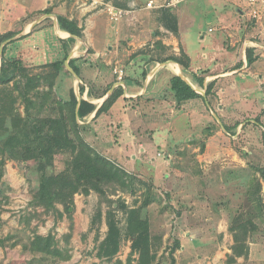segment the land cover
<instances>
[{"label":"rangeland","instance_id":"1","mask_svg":"<svg viewBox=\"0 0 264 264\" xmlns=\"http://www.w3.org/2000/svg\"><path fill=\"white\" fill-rule=\"evenodd\" d=\"M29 1L0 0L2 15L14 8L19 16L12 32L30 28L44 16L37 11L24 13ZM56 1L86 7L88 12L102 10L109 23L124 19L131 27L137 23L152 31L159 25L167 28L177 25L176 12L189 0H102L104 4L96 7H89L87 0ZM150 1L151 7L147 6ZM193 1L198 5L186 14L201 21V27H193L192 34L213 27L214 32L222 30L225 49L243 58L250 69H264V6L258 5L260 13L255 18L245 0ZM105 4L123 10V16L112 20ZM45 20L48 22L47 18L37 21L34 28ZM222 25L226 29H221ZM15 40L4 45L0 59L20 58L24 65L22 54L16 55L15 48L9 53L12 52L9 43ZM5 41L0 40V45ZM145 49L151 50L148 44ZM247 50H252L250 64ZM26 68L25 75L38 76L35 85L26 86V76L19 73L7 82H0V264H139L138 253L131 252L127 231L128 213L135 208L140 209L137 217L147 219L153 264H170L171 255L176 264H264V108L250 120L243 115L240 120L244 124L239 131L235 126L228 127L230 136L223 135L219 148H211L208 158L202 155L201 141L187 142L184 137L177 143L162 142L151 154L141 155L138 143L135 147L118 144L114 134L118 133L119 125L107 123L94 129L91 123L84 124L86 127L80 130L84 140L133 179L128 186L101 181L98 183L101 191L75 193L74 210L67 213L61 202H56L55 209H47L35 201L41 173L33 156L39 141L34 124L41 126L48 118L60 117L69 93L58 88L57 78L51 77L54 74L51 66ZM71 74L68 68H62L57 77L68 79ZM77 83L87 86L96 96L109 87H96L82 77ZM64 84L63 81L61 85ZM209 104L218 107L212 95ZM207 111L211 116L216 113L214 109ZM177 120L186 132V121ZM198 128L202 134L209 129L205 126L201 129V125ZM112 147L118 153H111ZM130 151L139 158L133 159ZM217 152L222 154L213 160L211 157ZM71 156L65 149L54 151L47 172H69ZM109 218L115 220L119 229V250L112 257H100L97 252L107 234ZM49 233L54 236L56 246L69 254L67 259L30 249L29 242L35 235Z\"/></svg>","mask_w":264,"mask_h":264},{"label":"crops","instance_id":"2","mask_svg":"<svg viewBox=\"0 0 264 264\" xmlns=\"http://www.w3.org/2000/svg\"><path fill=\"white\" fill-rule=\"evenodd\" d=\"M195 5L198 4L189 0L182 8L179 7L176 12L177 28L173 32L163 25L152 31L137 23L131 27L124 19L109 23L102 10L88 12L86 7L68 6L64 2L30 0L24 13L51 7L55 15L44 14L43 19L47 18L48 22L45 20L35 28L33 22L30 28L16 32L13 38L9 37L5 43H1L0 53L4 45L16 38L14 43H9L10 55L15 48L16 55L22 54L24 65L33 67L60 60L63 56L62 45L65 44L69 53L64 60V68H67L66 61L69 64V60H73L79 70V79L70 71L73 76L71 74L68 79L57 77L58 88L63 93L73 89L78 102L84 99L94 105L92 112L79 119L80 123H91L94 129H100L107 123L119 125L118 133L114 134L118 144H132L135 147L138 143L139 151L143 152L141 155L144 152L151 154L162 142L177 143L184 137L187 142L201 141L204 146L202 155L208 158L211 148H219L223 135L230 136L228 127L235 126L239 131L243 128L244 121L240 120L243 115L250 120L264 108V69H250L243 58L225 49L222 30L214 32L213 27L206 32L198 30L192 34L193 27L198 25L200 29L201 21L195 16L189 17L186 11ZM2 13L4 11H0V36L12 32L13 25L19 19L14 8L7 9L3 14L5 16ZM57 15L76 20L83 27L82 37L72 36L61 29ZM220 28L226 29L225 25ZM70 38L73 40L69 41ZM230 43L234 45L235 41L230 40ZM147 44L151 48L149 52L145 49ZM170 56L182 58L185 63L182 65L168 59ZM115 70L122 71L121 79H118ZM173 76L182 78L202 98L188 99L178 105L170 86ZM195 76L204 78L203 87L199 86ZM81 77L85 80L88 78L96 87H109L98 96L92 95L87 86L80 93L77 80H81ZM63 81L66 85H61ZM209 84H212V96L218 107H211L209 97L205 96V88ZM118 86L122 88L121 95L107 112L95 117L96 111ZM207 109L212 112L214 109L217 114L211 113V116ZM178 118L186 121V132L176 122ZM200 125L201 129L204 126L209 129L202 134L198 128ZM148 131H152V134ZM180 131L181 134L178 133ZM109 151L118 153L115 147ZM129 153L133 159L139 158L131 151ZM220 154L222 152H217L211 158L218 160Z\"/></svg>","mask_w":264,"mask_h":264},{"label":"trees","instance_id":"3","mask_svg":"<svg viewBox=\"0 0 264 264\" xmlns=\"http://www.w3.org/2000/svg\"><path fill=\"white\" fill-rule=\"evenodd\" d=\"M51 7L39 10V14L51 13ZM57 21L61 29L67 31L76 37H82L83 27L78 25L74 19H69L63 15H57ZM168 28L176 32V24L168 26ZM14 32H7L0 36V40L4 41L13 36ZM73 39L70 38L69 41ZM63 56L60 60H56L50 64H45L52 67L54 72L51 77L57 78V74L64 68V60L69 53L68 47L63 44ZM5 51V46L2 48ZM252 50L246 51L247 62H253L251 57ZM172 59L183 65L185 63L182 58L170 56ZM187 66V64H184ZM69 66L79 76V70L75 66L73 60H69ZM27 68L22 64L20 58L1 60L0 66V82L9 81L16 73L25 75ZM146 72H143L145 76ZM26 76V86L35 85L39 81L38 76ZM199 86L203 87V77L195 76ZM53 80L49 83V88L53 85ZM171 90L174 94V99L178 105L185 100L202 98L201 94L196 92L189 84H187L179 76H173L170 79ZM84 91V87L80 85V93ZM105 93V91L103 92ZM122 88L118 86L103 102L96 111L95 117L101 113L107 112L114 101L121 95ZM213 95L212 84L205 88V96L208 98ZM209 100V99H208ZM94 105L81 99L79 102L73 92L69 90V99L65 100L61 108V115L58 118H48L43 124H34V129L37 134L36 140L38 147L34 152V159L38 163V170L41 173L38 180L37 188L34 193V199L37 203L43 205L47 209H55L56 202H61L64 205V210L71 213L74 210L73 195L81 192L87 195L91 189L101 191L98 183L101 181H115L122 186L131 184L133 177L122 169L120 166L101 155L96 151L84 138L80 135V130L86 125L79 124L77 119H81L84 115L92 112ZM65 111V112H64ZM47 122V123H46ZM46 123V125H45ZM41 124V123H40ZM44 127V128H43ZM45 127H47L45 129ZM262 143L264 145V132L262 133ZM57 149H65L72 156L70 160L71 170L65 173L47 172L53 160V153ZM263 172V170H261ZM147 202H145L146 205ZM140 209H130L128 213L127 231L131 240V252L138 253L139 264H153L154 255L150 252L149 228L146 218H139ZM96 218H100L98 212ZM95 223V219L92 220ZM108 231L105 238L100 242L97 255L100 257H112L119 250V229L113 218L107 221ZM32 251L44 253L53 257L67 259L69 254L63 252L56 246L55 238L52 234L35 235L29 242ZM170 264H176L175 258L171 255Z\"/></svg>","mask_w":264,"mask_h":264},{"label":"built area","instance_id":"4","mask_svg":"<svg viewBox=\"0 0 264 264\" xmlns=\"http://www.w3.org/2000/svg\"><path fill=\"white\" fill-rule=\"evenodd\" d=\"M89 2V6L91 7H96L99 5V3H103L101 2L102 0H87ZM246 3L252 7L251 10V15L255 18H257V16L259 15V10H258V5L264 6V0H245ZM104 4V3H103ZM153 5V2L150 1L148 2L147 6L151 7ZM105 7L108 11V13L111 15V19L114 21H117L118 19H120L123 16V10L115 8L114 6H109V4H105ZM118 79L122 78V71L121 70H115Z\"/></svg>","mask_w":264,"mask_h":264},{"label":"water","instance_id":"5","mask_svg":"<svg viewBox=\"0 0 264 264\" xmlns=\"http://www.w3.org/2000/svg\"><path fill=\"white\" fill-rule=\"evenodd\" d=\"M44 17H45V16L41 17V19L44 18ZM41 19H39V20H41ZM39 20H37V21H39ZM37 21H35L34 24H36ZM72 36H74V35H72ZM4 43H5V42H4ZM4 43H3V45H4ZM3 45H2V46H3ZM2 46H1V47H2ZM65 64H66L67 68H68V69H69V70L75 75V77H76L77 79H79V78H78V75H77V74L74 72V70L69 66L68 61H66Z\"/></svg>","mask_w":264,"mask_h":264}]
</instances>
